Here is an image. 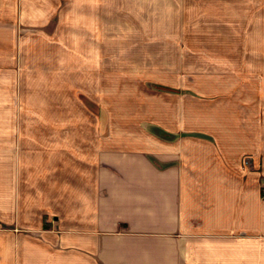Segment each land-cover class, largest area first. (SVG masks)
<instances>
[{
	"label": "crops",
	"instance_id": "crops-1",
	"mask_svg": "<svg viewBox=\"0 0 264 264\" xmlns=\"http://www.w3.org/2000/svg\"><path fill=\"white\" fill-rule=\"evenodd\" d=\"M221 1L250 12L264 47V0ZM94 13L0 0V264H264V87H250L253 115L201 117L202 135L189 111L171 140L140 124L96 133L78 99ZM254 51L250 78H264ZM81 74L93 83L94 64Z\"/></svg>",
	"mask_w": 264,
	"mask_h": 264
},
{
	"label": "rangeland",
	"instance_id": "rangeland-1",
	"mask_svg": "<svg viewBox=\"0 0 264 264\" xmlns=\"http://www.w3.org/2000/svg\"><path fill=\"white\" fill-rule=\"evenodd\" d=\"M235 9L221 0H95L94 38L79 32L80 117L94 119L96 133H139L140 124L171 140L168 122L188 111L190 132L201 135V117L253 115L250 87L264 78H250V51L264 47L250 45V12ZM92 64L93 83L81 74Z\"/></svg>",
	"mask_w": 264,
	"mask_h": 264
},
{
	"label": "trees",
	"instance_id": "trees-1",
	"mask_svg": "<svg viewBox=\"0 0 264 264\" xmlns=\"http://www.w3.org/2000/svg\"><path fill=\"white\" fill-rule=\"evenodd\" d=\"M168 135V134H167ZM167 137H170V139H173V138H175V136L174 135H168Z\"/></svg>",
	"mask_w": 264,
	"mask_h": 264
}]
</instances>
